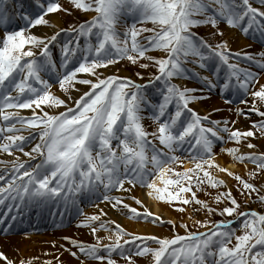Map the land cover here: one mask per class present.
<instances>
[{
    "label": "snow or ice",
    "instance_id": "obj_1",
    "mask_svg": "<svg viewBox=\"0 0 264 264\" xmlns=\"http://www.w3.org/2000/svg\"><path fill=\"white\" fill-rule=\"evenodd\" d=\"M77 11L94 14L60 26ZM238 36L261 49H233ZM262 76L264 0H0V232L68 218L92 235L61 237L75 264H264V207H248L264 205ZM213 90L233 115L194 106ZM15 252L0 264L39 259Z\"/></svg>",
    "mask_w": 264,
    "mask_h": 264
},
{
    "label": "bare ground",
    "instance_id": "obj_2",
    "mask_svg": "<svg viewBox=\"0 0 264 264\" xmlns=\"http://www.w3.org/2000/svg\"><path fill=\"white\" fill-rule=\"evenodd\" d=\"M248 46L250 45L243 39H241L239 36L235 39L232 44L233 49L238 50H245L244 48H247ZM197 105L200 107L202 112L208 111L209 108L212 106L221 109L225 108L224 104L219 101H216L214 98L211 97L205 101H202L201 103H198ZM221 114L225 115V109ZM213 115L216 116L215 113ZM3 158L8 157L5 154ZM219 160L221 163H225L229 167H238L230 163V157H228L227 154H224L223 156L219 157ZM183 166L188 167L189 165L185 163ZM135 195H137L140 199L144 200L145 205L149 206L151 208V211L153 212L163 213L165 217L173 219L179 216L176 212L170 210L169 208H166L163 204L158 203L151 197H147L146 193H142L139 188L135 189ZM129 203H132V201H129ZM116 218L119 219L125 226H127L129 230L148 231L163 234H167L169 230L166 226L162 228L159 225H153L151 222H138L129 217L120 216ZM53 226L54 225L44 226L43 228L38 229L36 234L30 235V238H25L22 235H8V238L5 239L4 235H1L0 249L5 250L9 256L16 255L15 249L18 248L19 251L25 256L31 255L39 257V259L35 261V264H42V261H44L45 259H50L53 256H56L57 250H59L61 257L65 261V264H69V262H71V264H75V258L70 257V254L68 252L60 248V245L66 243V241H63L61 239V237L64 235H73L84 240L91 241L92 235L88 232L86 228H77V226L74 224L69 225L67 227H63L56 231L52 229ZM53 240L56 241L55 246L51 243Z\"/></svg>",
    "mask_w": 264,
    "mask_h": 264
},
{
    "label": "rangeland",
    "instance_id": "obj_3",
    "mask_svg": "<svg viewBox=\"0 0 264 264\" xmlns=\"http://www.w3.org/2000/svg\"><path fill=\"white\" fill-rule=\"evenodd\" d=\"M62 2L67 3L68 0H62ZM255 4H256V3H255ZM93 14H94V13H92V12L85 13V12H83V11H77V12H75V14H72L71 12H69V13L60 12L58 18H59V20H60V26H61V27H69V26L74 25L75 23H78V22L82 21V20H87V19H88L91 15H93ZM148 26H151V25L149 24ZM197 30L200 32L201 35H203L204 32H205V29H204L203 27H198ZM239 37H240L241 39H243L245 42H247L249 45H251V44L249 43V41H247L243 36H239ZM250 47H252V46H250ZM245 49H247V48H245ZM254 51H255V50H254ZM55 54H56V55L59 54V48H57V49L55 50ZM118 66L121 67L122 70L125 71V72H127V71H131V68L127 65V62H126V61L121 62V64L118 65ZM154 70H155V69L145 70V78H148V75H147L148 71H154ZM261 78L264 79V77H261ZM249 99H250V98H249ZM229 108H231V107H229ZM229 108H227V109H229ZM228 112H229V111H228ZM229 114H230V116L233 115L232 112H229ZM256 118H258V117H256ZM239 122H240L239 124H240L241 126H244V125L246 124V120H245L244 117H241L240 120H239ZM146 123H147L150 127H154V125L152 124V122H151L150 120L146 121ZM256 142L259 143V141H256ZM249 167H252V165L250 164ZM230 182H231V183H235V181H230ZM162 203H163V205L166 206V208H169L170 210L176 212L177 215H181L179 212H177L176 210H174V209H172L171 207H169L168 204H166L165 202H162ZM248 207H251V208H260V207H264V205H260V204L254 202V203H250V204L248 205ZM129 218H130V217H129ZM214 218H215V219H220L221 217L216 216V217H214ZM136 221H137V220H136ZM138 222H143V223H144V222H148V221L139 220ZM189 223H191V221H189ZM165 226L169 229V226H168V225H165ZM180 231H183V230L180 229ZM141 259H142V258H141Z\"/></svg>",
    "mask_w": 264,
    "mask_h": 264
}]
</instances>
